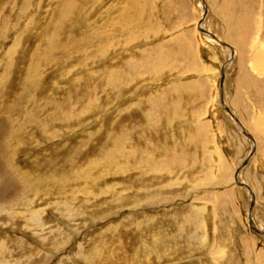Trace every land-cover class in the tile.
<instances>
[{"label": "rangeland", "instance_id": "1", "mask_svg": "<svg viewBox=\"0 0 264 264\" xmlns=\"http://www.w3.org/2000/svg\"><path fill=\"white\" fill-rule=\"evenodd\" d=\"M201 3L0 0V264H264V0Z\"/></svg>", "mask_w": 264, "mask_h": 264}, {"label": "bare ground", "instance_id": "2", "mask_svg": "<svg viewBox=\"0 0 264 264\" xmlns=\"http://www.w3.org/2000/svg\"><path fill=\"white\" fill-rule=\"evenodd\" d=\"M202 3H203V15H202V18H203V21L200 23H198V29H199V31L204 35V36H207V37H209V38H211L212 40H214V41H216L219 45H221L223 48H227V49H229L230 51H231V53H230V58H231V60H232V58H233V56L235 55V53H234V51H233V49H232V47H230L228 44H226V43H224V42H222L220 39H218V37H216V35H214V34H212V33H210V32H208V31H206V30H204L203 29V23H204V21H205V19L208 17V15H209V13H211V12H209L210 10H209V8H208V4L206 5V0H200ZM243 2V0H240V2ZM201 3V4H202ZM241 4H243V3H241ZM210 7V6H209ZM249 9V11H250V7L248 8L247 7V10ZM248 14V13H247ZM203 16H205V17H203ZM247 17L249 18V21H247V23H248V25H247V27H246V30L244 31V33H242V36H241V39L239 40V42H241V43H243V45H246V42H247V38H248V29H249V27H251V22H250V15L248 14L247 15ZM260 28V27H259ZM236 56V55H235ZM262 62H264V57H263V61ZM261 63V62H260ZM258 66V65H257ZM263 66H264V64H263ZM227 67V66H226ZM257 71V70H256ZM222 79H223V82H224V84H225V79H226V71H225V69H223V71H222V73H221V81H222ZM252 82V81H251ZM255 82H252V84H254ZM251 84V83H250ZM256 87H258V86H256ZM261 92V95L263 96L264 95V90H262V91H260ZM260 94V93H259ZM225 101V100H224ZM228 106H226L225 107V111L226 112H228V114L230 115V113H229V111L231 112V114H232V116L234 117V118H236L235 117V115H234V113L231 111V109L229 108V110H228ZM231 116V115H230ZM231 116V117H232ZM235 120H237V121H235V123H237L238 124V126H239V124H240V122H239V120L238 119H235ZM242 125V124H241ZM240 127V126H239ZM240 129L242 130V133L245 135V136H247L250 140H252L251 142L253 143V154H252V156L254 155V152H255V140H254V138L253 137H251L247 132H246V130L244 129V127L243 126H241L240 127ZM239 184V183H238ZM239 185H241V184H239ZM242 186V185H241ZM244 187H246V186H244ZM247 189H248V191L250 192V194H251V197H252V201H254V202H252V206L250 207V212H249V216H248V219H250V217H251V219H252V210H253V208H254V205H255V196H254V194H253V192H252V190H250V187L249 186H247ZM252 221H253V219H252ZM250 222V221H249ZM251 224V223H250ZM252 225V224H251ZM253 225H254V227H256V231H257V233L258 232H260V233H262V237H264V232H262V230L260 231V229H258V227L255 225V223H254V221H253ZM252 225V226H253ZM252 229H253V227H252ZM259 234V233H258Z\"/></svg>", "mask_w": 264, "mask_h": 264}, {"label": "water", "instance_id": "3", "mask_svg": "<svg viewBox=\"0 0 264 264\" xmlns=\"http://www.w3.org/2000/svg\"><path fill=\"white\" fill-rule=\"evenodd\" d=\"M229 113H230V115H232L230 111H229ZM234 119H236V118H234ZM235 121H237V120H235ZM250 223L253 225V221H252L251 217H250ZM252 227H253V230L257 233V231L255 230L256 227H254V225ZM258 233H259V235H262V233H260V232H258Z\"/></svg>", "mask_w": 264, "mask_h": 264}]
</instances>
